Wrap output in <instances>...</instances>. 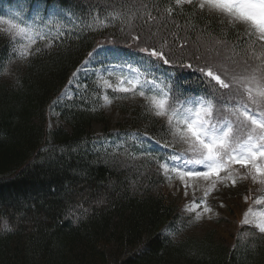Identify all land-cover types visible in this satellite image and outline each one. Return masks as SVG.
I'll return each instance as SVG.
<instances>
[{
  "label": "trees",
  "instance_id": "obj_1",
  "mask_svg": "<svg viewBox=\"0 0 264 264\" xmlns=\"http://www.w3.org/2000/svg\"><path fill=\"white\" fill-rule=\"evenodd\" d=\"M29 1L74 18L11 78L4 73L17 53L0 34V264H264V235L253 228L233 246L213 229L198 236L182 232L192 224L166 193L158 163L141 155L169 152L147 150L150 141L130 136L139 130L160 139L150 131L142 101L131 108L122 104L131 118L120 131L111 129L89 96L59 102L62 125L49 128L46 115L97 43L115 38V45H105L145 62L138 49L159 48L166 40L170 47L163 50L172 62L155 61L153 68L199 93L207 85L199 71L206 64L231 74L242 69L241 61L258 63L260 42L248 35V26L220 13L196 17L187 5L169 16L164 10L173 0ZM149 12L154 21L147 20ZM93 15L107 16L109 27L89 30ZM129 33L143 42L128 39ZM96 123L103 126L100 133L93 131Z\"/></svg>",
  "mask_w": 264,
  "mask_h": 264
},
{
  "label": "snow or ice",
  "instance_id": "obj_2",
  "mask_svg": "<svg viewBox=\"0 0 264 264\" xmlns=\"http://www.w3.org/2000/svg\"><path fill=\"white\" fill-rule=\"evenodd\" d=\"M185 5L190 7L196 17L218 12L231 17L234 24L238 22L247 25L250 29L248 35L255 36L262 42L260 53L254 56L258 63L250 66L247 61H241L242 69L231 74L206 64L199 71L207 79V85L202 92L197 93L179 88L172 80L163 83L155 78L148 79L146 74L139 71L130 77L118 79L116 86H113L109 79H105V75L111 77L115 67L121 65H104L100 61L103 71L93 70L92 75L96 79L84 84L83 89L92 99L99 98L101 89L114 97L142 99L140 107L144 110V115L152 118L150 131L159 135L160 139L150 136L149 131L139 130L133 133V137L141 144L145 138L155 140L156 144L163 140L162 146L169 150V155L166 159L154 156L151 151L142 152L141 155L155 160L166 175L177 176L183 182L186 198L189 187L194 189L201 182L206 185L202 196L196 197L193 194L192 207L185 209L195 213V219L200 220L201 213L197 209L202 207L204 213L212 211L207 203L210 194L218 192L221 187L237 188L245 181L257 187L249 189L244 199L264 205V0H173V6L164 11L171 16L175 9L183 12ZM15 15L18 20L23 21L21 13ZM108 15L115 18V14ZM155 19L150 12L147 14L148 21ZM0 23L8 25V31L13 37H30L32 34L31 25L23 27L21 23L6 20L2 16ZM107 27V16L101 19L98 15H93L87 24L91 31ZM121 31L123 32V28ZM127 38L143 42L139 35L129 33ZM105 43L115 45L117 41L111 38L97 43L88 52L89 59L84 63L105 55ZM165 46H169L166 40L159 48L148 44L138 50L145 54V63L152 66L155 61L169 64L172 61L169 53L163 50ZM126 66L132 68L131 64ZM186 67L191 68L192 64L188 63ZM76 75L74 72L73 76ZM141 75L145 78L141 79ZM89 89L91 93H95L94 96L89 93ZM153 92L155 94H146ZM103 99L109 105L113 102L109 95H104ZM162 159L164 163L160 164ZM188 181L193 184L190 186ZM223 206L221 203V207ZM241 223L242 226H250L264 234V212L257 219L250 216L249 209L243 214Z\"/></svg>",
  "mask_w": 264,
  "mask_h": 264
},
{
  "label": "rangeland",
  "instance_id": "obj_3",
  "mask_svg": "<svg viewBox=\"0 0 264 264\" xmlns=\"http://www.w3.org/2000/svg\"><path fill=\"white\" fill-rule=\"evenodd\" d=\"M61 11L62 10L58 11L55 8H52V10L45 9L42 8L41 5H29L27 0H17L13 3L0 5V16L4 17L6 20L12 19L17 23H21L23 27H29L30 25L32 27V34L30 37H13V35L8 31V25L0 23V33L5 34L13 41V49L17 53L15 59L11 61L6 68V73H4L6 78H11L16 75V73L24 67L28 57L39 45L49 46L53 37L58 36L63 32L66 26L72 24L71 15H64ZM15 13H21L23 21L18 20ZM221 15L226 16L224 14ZM227 18H229L228 20L230 22L234 23L231 17L227 16ZM37 33H39V35H37ZM33 41L35 42L33 43ZM258 42L260 41L258 40ZM259 44L261 49V42ZM106 48L107 47H105V55L92 59L87 64L83 63L81 68L75 72L77 75L73 76L72 74L67 87L58 97L59 100L56 99L55 103L47 111V125L49 128L63 124L57 109V105L60 104L59 102H64L65 100H75L77 97L80 98V100H86L89 95L85 93L83 85L89 84L91 81L96 79L92 75L93 70L100 69L103 71L100 61H103L104 65H121L120 67H115L114 74L111 77L105 75V79H109L113 86H116L118 79L122 77H130L134 75L136 71L146 74L148 79L155 78L158 82H168L170 75H168L167 72L163 70L156 71L153 66L145 63L144 61H138L133 57H126L115 50L109 49V47L108 49ZM259 53L260 52H257V54ZM88 59L89 58L86 60ZM127 64H131L132 68H128L126 66ZM144 78L145 76L141 75V79ZM163 83L161 86H163ZM89 93H91V89H89ZM146 94L152 95L155 93ZM91 95L94 96L95 93H91ZM104 95H109V98L112 99L113 102L111 105L104 101ZM96 100L99 102L106 115L110 118V127L114 131H120L122 128L121 125H124L126 121L131 118L129 111L121 108L122 104H124L126 108H131L134 103L137 104L142 101L139 97L136 99L129 96L114 97L110 92L105 93L103 89H101L99 98ZM102 128L103 126L101 123H96L93 126V131L100 133ZM128 131L134 130L129 129ZM130 136L133 137V135ZM136 141L138 142V140ZM148 141L151 143L147 146V150L150 148L152 149L155 146H157L158 149H164L162 146L163 143L156 144L153 140ZM164 150L167 151V149ZM163 163L164 160L161 161V164ZM162 173L164 175L165 182L164 189L168 196H170V200H175V202L179 204L181 213L184 216H187L188 222L192 224L191 226L183 229L182 232L184 234L188 233L198 236L204 234L209 229H213L217 233L216 236L219 240L225 241L233 246L237 236L240 235L242 239H248L250 237V232L247 229L250 226H242L241 223L245 211L250 209V216H254L257 219L259 218V214L264 212V205L254 204L252 200L246 201L244 199V197L248 195L249 189L257 187L256 185L245 181L241 182L237 188L221 187L218 192L210 194L207 199V203L208 206L211 207L212 211L204 213L202 207L197 209V211L201 213L202 218L200 220H196L195 213L185 211V209L192 207L191 198L193 194L196 197L202 196L203 189L206 185L201 182L197 184L194 189L189 187L188 197L186 198L182 187L183 182L179 181V178L174 174L166 175L164 171H162ZM188 184L191 186L193 182L188 181ZM221 203L224 205L223 207H221ZM4 226L5 224H1L0 228Z\"/></svg>",
  "mask_w": 264,
  "mask_h": 264
}]
</instances>
